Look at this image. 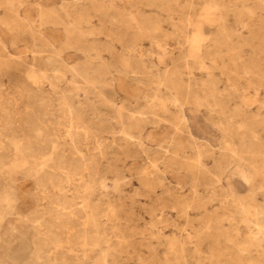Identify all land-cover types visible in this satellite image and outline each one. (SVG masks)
<instances>
[{
  "label": "rangeland",
  "instance_id": "obj_1",
  "mask_svg": "<svg viewBox=\"0 0 264 264\" xmlns=\"http://www.w3.org/2000/svg\"><path fill=\"white\" fill-rule=\"evenodd\" d=\"M0 264H264V0H0Z\"/></svg>",
  "mask_w": 264,
  "mask_h": 264
},
{
  "label": "bare ground",
  "instance_id": "obj_2",
  "mask_svg": "<svg viewBox=\"0 0 264 264\" xmlns=\"http://www.w3.org/2000/svg\"><path fill=\"white\" fill-rule=\"evenodd\" d=\"M23 88H24V87H23ZM26 125H27V124H26ZM175 131H176V130H175ZM191 134H192V135H195V134H193V132H192V131H191ZM194 176H195V175H194Z\"/></svg>",
  "mask_w": 264,
  "mask_h": 264
}]
</instances>
